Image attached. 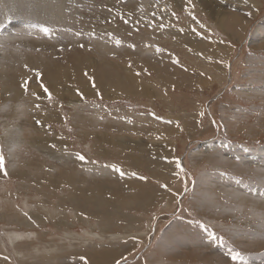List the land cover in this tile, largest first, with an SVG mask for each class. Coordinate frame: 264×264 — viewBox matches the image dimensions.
Wrapping results in <instances>:
<instances>
[{
	"label": "rangeland",
	"instance_id": "obj_1",
	"mask_svg": "<svg viewBox=\"0 0 264 264\" xmlns=\"http://www.w3.org/2000/svg\"><path fill=\"white\" fill-rule=\"evenodd\" d=\"M0 83V264H264V0H0Z\"/></svg>",
	"mask_w": 264,
	"mask_h": 264
},
{
	"label": "snow or ice",
	"instance_id": "obj_2",
	"mask_svg": "<svg viewBox=\"0 0 264 264\" xmlns=\"http://www.w3.org/2000/svg\"><path fill=\"white\" fill-rule=\"evenodd\" d=\"M160 27H163V25H160ZM40 31L47 37L51 38L52 34H53V29L47 26H41L40 27ZM77 35H79V33H77ZM92 35H95V33H92ZM121 43V41L119 39L116 40V44L119 45ZM131 47H134V45H132ZM157 52H163L164 49L157 47ZM175 63L179 64V60L176 59ZM230 67V65H229ZM147 71V70H145ZM36 75L39 77L41 75V73L36 72ZM87 75V74H86ZM137 75H140V73H137ZM27 82L24 83V88L27 91ZM41 87L43 88V91L45 93H47V98L49 100H52V93L49 91V89L44 86L43 84H41ZM93 87H95V83H94V79H93ZM82 95V94H81ZM39 98V97H38ZM153 115H155L153 113ZM201 116H203V113H201ZM101 119H103V117H101ZM157 119H161L160 117H157ZM167 123H172V121H166ZM37 123H39V121H37ZM177 127H179V123L177 122ZM50 127V126H49ZM77 159L80 161H86V157L82 154L77 153ZM176 163V167L179 169L180 173L185 172V169L181 163V161L179 159H177L175 161ZM104 167L107 168H111L112 170L118 172L120 174L121 177H123L125 175V172L118 168L116 165H104ZM0 172H2L4 175H7V167H6V158L3 155L2 150H0ZM179 174V173H178ZM132 175H136L135 173H132ZM141 179H144L143 177H141ZM195 183V181H193V184ZM165 187H167L165 185ZM185 191H187V182L185 184ZM25 215H27V213H25ZM201 227L204 229L205 232H207L208 237L214 241L217 242L219 245H224L227 247V255L230 257L231 261L233 262V264H246L245 261V257L242 254L241 251L236 250L234 247L228 246V241L225 239L224 236L222 235H217L215 232L213 231H209L208 228L205 225H201Z\"/></svg>",
	"mask_w": 264,
	"mask_h": 264
},
{
	"label": "crops",
	"instance_id": "obj_3",
	"mask_svg": "<svg viewBox=\"0 0 264 264\" xmlns=\"http://www.w3.org/2000/svg\"><path fill=\"white\" fill-rule=\"evenodd\" d=\"M137 88H139V86ZM5 130H6V133H5V136H3V137L5 139L4 141H6L5 147L6 148H10L11 147L8 150L9 153H12V147H14V148L23 147V144L21 143L22 141H21V139H19L20 136H18L19 138H18L17 142L13 143L10 140H8L9 139V134L11 132V131L9 132L10 128L9 129L6 128ZM79 130L83 131V128H81ZM10 157H13V155L10 154ZM76 160H78V159L76 158ZM11 162L13 164V160ZM89 163H90V161H87V162L80 161L81 165L86 166V167L88 166V168L90 167ZM10 166L11 167L7 169V175H5V177H8L10 179H18L19 185H20V187H22V183H23V160H22V164L20 166H14V164L10 165ZM67 168H69V165H68ZM5 177H4V179H5ZM68 178H70V179L73 178V180H75V174L73 172H71L70 174H68ZM3 183H4L3 189L8 188V186H5V182H3ZM8 189H10V188H8ZM21 225L23 226V222L20 224V226Z\"/></svg>",
	"mask_w": 264,
	"mask_h": 264
},
{
	"label": "bare ground",
	"instance_id": "obj_4",
	"mask_svg": "<svg viewBox=\"0 0 264 264\" xmlns=\"http://www.w3.org/2000/svg\"><path fill=\"white\" fill-rule=\"evenodd\" d=\"M223 20L224 19H222L221 20V25H222V22H223ZM263 37V36H262ZM86 67V66H85ZM83 69V68H82ZM88 70V69H87ZM89 71H90V69H89ZM80 74V73H79ZM91 74V73H90ZM81 75V74H80ZM96 75V74H95ZM78 76V75H77ZM90 78V77H89ZM93 78H96V77H93ZM70 79V78H69ZM48 80H49V84H51V85H55V80H51L49 77H48ZM86 80V79H85ZM80 83H81V79L80 80H78ZM60 82V81H59ZM102 81L100 80V82H99V84L101 83ZM133 82H136V80H133ZM62 83V82H61ZM0 85L2 86V83H0ZM8 85V84H7ZM130 85V84H129ZM113 86V85H112ZM139 85L137 84V86L135 87V88H137ZM53 87V86H52ZM127 87V86H126ZM129 87V86H128ZM6 88V87H5ZM55 89V88H54ZM87 89V88H86ZM106 89V88H105ZM119 89H120V87H119ZM30 90V89H29ZM90 90V89H89ZM5 91V90H4ZM10 91H12L11 89H10ZM2 92V91H1ZM39 93V92H38ZM40 94V93H39ZM53 95V94H52ZM92 95V94H91ZM72 96V95H71ZM73 97V96H72ZM15 100V99H14ZM20 100V99H19ZM7 103V102H6ZM46 140H48V141H46V142H43V143H45V144H49V143H51L50 141V139H46ZM61 142V141H60ZM40 144V143H39ZM44 144V145H45ZM64 144V143H63ZM43 145V144H42ZM46 146V145H45ZM49 146V145H48ZM123 146V145H122ZM121 146V147H122ZM123 147H125V146H123ZM51 148H53V147H51ZM119 148V147H118ZM131 148V147H130ZM132 150V149H131ZM130 150V151H131ZM47 151V150H46ZM61 153V152H60ZM59 153V154H60ZM101 154V153H100ZM68 155V154H67ZM102 155V154H101ZM220 171V170H219ZM25 173V172H24ZM88 200H89V198H88ZM91 200V199H90ZM264 214V213H263ZM2 242V241H1ZM2 244V243H1ZM5 249V248H4ZM7 260V259H6Z\"/></svg>",
	"mask_w": 264,
	"mask_h": 264
}]
</instances>
